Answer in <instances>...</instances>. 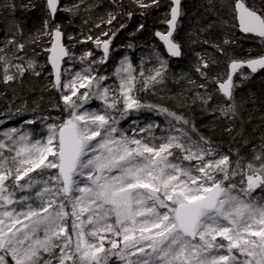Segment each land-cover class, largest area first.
I'll return each instance as SVG.
<instances>
[{"label":"snow or ice","instance_id":"6c2138e0","mask_svg":"<svg viewBox=\"0 0 264 264\" xmlns=\"http://www.w3.org/2000/svg\"><path fill=\"white\" fill-rule=\"evenodd\" d=\"M133 3L141 16L150 9H167L161 20L166 31L154 33L167 56L153 47L149 67L143 57L136 65L125 55L111 76L98 69L109 61L110 46L125 23L111 35L102 32L106 39L86 37L102 49L99 58L92 50L76 58L62 43L66 34L57 15L90 11L86 0L0 4L14 17L6 32H0V83L8 85L28 72L39 77L35 61L18 53L26 54L30 44L47 37L50 47L44 51L50 53L53 76L49 88L60 94L47 114L36 102L14 110L10 104L0 112V126L18 120V126L0 127V264H110L113 258L118 264H264V134L259 146L243 135L241 109L247 101L238 103L235 95L245 81L264 72V0H201L203 12L186 34L189 46L207 45L229 55L225 46L237 42L234 33L223 32L220 43L212 38L217 21L228 23L226 13L241 33L262 42L244 58L230 56L226 79L209 75L210 67L219 64L215 55L206 48L195 53V71L205 83L190 77L188 82L206 91L195 93L193 103L199 101L206 114L227 121L223 132L240 145L227 152L200 133L190 118L140 99V93L165 84L169 58L184 55L180 26L188 13L183 0ZM35 9L42 12V22L32 30L26 16ZM18 10L23 15L16 18ZM121 14L109 12L102 23L112 25ZM126 15L131 20L134 13ZM209 16L216 21L204 23ZM145 27L140 23L136 31ZM67 39L73 47L80 42L71 34ZM76 59L79 69L71 63ZM213 83L220 99L210 104L215 93L207 89ZM176 99L181 105L188 101ZM94 101L98 108L91 107ZM146 112L163 117L162 122L149 120L141 126L133 119ZM122 120H131V135L120 127ZM36 124L39 132L31 127ZM249 145L250 159L241 153Z\"/></svg>","mask_w":264,"mask_h":264},{"label":"trees","instance_id":"16d2710c","mask_svg":"<svg viewBox=\"0 0 264 264\" xmlns=\"http://www.w3.org/2000/svg\"><path fill=\"white\" fill-rule=\"evenodd\" d=\"M18 2L19 0H17V3ZM39 2L42 3V0ZM62 2L70 5L74 0H62ZM200 2L201 0H183L185 9L188 13L184 16L180 26V37L184 38L182 39L184 55L180 57L178 61L169 59L170 72L165 84L158 86V88L152 92L140 93V99L147 103L164 105L176 111L178 114H183L190 118L195 123L200 133L211 137L215 145L219 146L222 151L227 152L229 147L233 149L240 147L239 144L233 143L231 137L223 132V128L227 126V121L223 118L214 119L213 116L206 114L199 101L193 103L192 98H194L195 93L199 92L203 94L206 91L204 88L193 87V85L188 82V78L190 77L192 80L196 81L197 84L205 83L195 71L194 65L197 63L195 53H202L206 48L209 53L215 55L219 59V64L210 67L208 70L209 75L214 77L220 74L226 79L230 56L235 53L238 55V58H244L248 51H258L262 42L253 40L249 37H241L237 33L236 28H231V24L235 22L225 13L223 19L228 21V23L221 24L217 21L212 29V38L215 42L220 43L223 39V32L230 31L234 33L237 42L233 45L225 46L227 47L229 55L221 56L207 45L200 46L197 44L189 46L186 40V34L187 31L191 29L195 20L199 18L200 13L203 12V9L198 7ZM248 2L250 4L254 2L259 3V0H248ZM161 3L166 4L167 0H161ZM86 4L90 6V11L81 10L74 16H70L68 13L61 11L57 15V23L62 25L63 31L66 34L64 36V44L66 45L73 42L67 40V34H75V40L81 42L76 43L78 45L73 49V54H76L78 49H84L92 50L95 55H98L101 49H97L92 41L86 40V37L91 35L93 37L106 39L107 37L102 36L101 33L107 31L109 35H111V32L119 28L120 23H125L127 27L117 33L110 46V53L112 54L111 61L115 63V66L127 55L136 65L140 64L141 58L143 57L148 63V66L151 67V62L148 61V57L152 48L156 47L163 53L161 47L155 42L153 35L156 31H163L164 29V24L161 23V20L167 11L166 8L162 7L159 10L150 9L146 16H141V9L133 3V0H86ZM129 11L134 13L131 20H129L126 15ZM109 12L122 13L118 15L117 21H114L112 25L102 23V20H107ZM41 13L40 9H35L27 14L26 20L29 29L35 30L40 27L42 20ZM22 15L23 13L18 10L15 17L19 18ZM13 18L14 17L8 10L3 9L0 11V32H6ZM212 21H216V17L209 16L207 20L203 22L208 23ZM140 23H144L146 27L142 31L137 32L136 28ZM97 24L100 25L99 28L96 27ZM53 27H55V25H53ZM130 33H135V35H129ZM25 35H27V33H25ZM17 38L20 39L19 37ZM0 39H3V36H0ZM48 40L49 38L45 37L44 42L41 44H30L26 52L28 58L31 59L35 57V60L40 62L43 66V73L39 77L28 72L25 73L22 79L10 82L8 85L0 83V111L6 112L10 104L13 106L14 110L16 106L25 103L30 107L34 106V102H36L41 105L44 114H47L50 106L58 103L56 90L49 88L51 80L46 65L47 52L44 51V48L49 46ZM130 43L134 45L133 48L127 47ZM102 67H104V65L100 66L98 71L101 70ZM207 91H213L215 93L214 100L210 101V104H215L220 99L216 91V84H210ZM235 95L238 103L247 101L241 109L244 118L243 135L255 141L256 145L259 146V137L264 134V72L254 75L250 80L245 81L241 87L235 90ZM178 96L188 98L187 104H179L176 99ZM55 113L57 112H52V114ZM144 117L148 121L156 120L157 122H162L163 120V117L147 112L144 113ZM236 124L237 127H239L240 121L237 120ZM6 125H8V127L18 126V120H9ZM125 125V120H122L120 127L126 129ZM193 138H197L195 134H193ZM241 153L250 159L251 145L241 148ZM110 264L115 263L111 260Z\"/></svg>","mask_w":264,"mask_h":264},{"label":"rangeland","instance_id":"374dc122","mask_svg":"<svg viewBox=\"0 0 264 264\" xmlns=\"http://www.w3.org/2000/svg\"><path fill=\"white\" fill-rule=\"evenodd\" d=\"M39 1H40V0H36L37 3H40ZM3 2H4V0L0 1V4H3ZM2 10H3V8H0V11H2ZM41 15H42V13H41ZM41 22H42V20H41ZM72 36L75 37V34H72ZM67 40H68V39H67ZM73 43H74V42H70V43L66 44V46L70 48V51H71L72 53H73V49L75 48V46L78 45V44L75 43V46L73 47V46H72ZM79 43H81V42H79ZM44 49H45V48H44ZM85 51H87V50H84V49L79 50V49H78L77 53L74 54V56H75L76 58H78V57H80ZM150 53H151V51H150ZM3 54H4V53H1V55H3ZM18 55H25V56H26V59H28V57H27V55H26L25 53H18ZM101 55H102V49H101V52L98 53V55H95V57H96V58H99ZM111 57H112V54L110 53L109 61L107 62L106 65H104V67H102L101 70H99V72H100L101 74H106V75L111 76V73H112V71H113L114 68H115V63L111 61ZM31 59H33V60L35 61V63H36V70H37V71H40L41 74H42V73H43V67H42V68L40 67V66H42L41 63L38 62V61H36V60H35V57H33V58H31ZM67 60H68V59H67ZM14 62H16V61H14ZM71 63L75 65L76 69H79V67H81V65L79 64V60H78V59L73 60ZM151 63H152V62H151ZM65 66H66L65 64L62 65V67H65ZM48 72H49V71H48ZM234 80H235V81H239V80H240L239 72H238L236 75H234ZM113 81H114V78H113V79H110V80L108 81V83H109V84H112ZM81 91H83V90H81ZM56 92H57V91H56ZM59 99H60V94L57 92V101H58V102H59ZM99 106H100V105H99V102H96V101L92 102V104H91V107H92V108H98ZM52 115H58V113H55V114H52ZM133 119H137V120L141 123V126H143V124L149 122V121L144 117V114L139 115V116H134ZM125 122H126L125 127H126V129L129 130L128 134L131 135L132 133H131L130 129H131L132 127H134V125H132L131 120H125ZM31 127H34V128L37 130V132H39V131L41 130V127H40L39 124H36V125H34V126H31ZM218 239H220V238H218ZM112 261H113L115 264H118V262L115 260V258H113Z\"/></svg>","mask_w":264,"mask_h":264},{"label":"water","instance_id":"95a60500","mask_svg":"<svg viewBox=\"0 0 264 264\" xmlns=\"http://www.w3.org/2000/svg\"><path fill=\"white\" fill-rule=\"evenodd\" d=\"M235 23L237 24L236 30H237V33H238L239 35H241V36H249V37H251L250 34H244V33H241V32L239 31V28H238V22L235 21ZM165 27H166V29H167V25H166V24H165ZM154 38H155V40H156V41L162 46V48H163V50H164V52H165V54H166V56H167V53H166V51H165V48H164L163 42L160 41L158 37H155V35H154ZM62 43H63V38H62ZM49 47H50V43H49ZM49 54H50V53H48V54H47V57H46V65H47V68H48V70H49V73H52L51 64L48 62V56H49ZM179 58H180V57H179ZM179 58H171V59H172V60H178ZM64 59L66 60L67 57H65ZM62 65H63V62H62ZM245 70H246V71H250V70H248V69H245ZM50 80H51V82H52V80H53V76H52V75H50ZM216 88H218V86H216Z\"/></svg>","mask_w":264,"mask_h":264},{"label":"bare ground","instance_id":"6f19581e","mask_svg":"<svg viewBox=\"0 0 264 264\" xmlns=\"http://www.w3.org/2000/svg\"><path fill=\"white\" fill-rule=\"evenodd\" d=\"M235 22V21H234ZM164 26V29H163V31H166V27H165V24L163 25ZM162 31V32H163ZM241 36V35H240ZM241 37H249V36H241ZM153 38H154V35H153ZM249 38H251V39H253V40H256V41H259V39L258 38H254V37H249ZM154 40H155V38H154ZM155 42L161 47V49H162V51H163V54L166 56V54H165V52H164V50H163V48H162V46L155 40ZM63 43H64V37H63ZM49 47V46H48ZM47 54H48V52H47ZM47 57V56H46ZM170 60H172L171 58H169ZM180 59V58H179ZM178 59V60H179ZM178 60H172V61H178ZM49 71V70H48ZM228 71H229V69H228ZM243 71H245V72H247L245 69L243 70ZM239 72V71H238ZM49 76H50V73H49ZM217 86V85H216ZM217 89V88H216ZM217 93L219 94V92L217 91ZM219 96H220V94H219ZM0 112H3V111H0ZM1 118V117H0ZM0 127H8V125H3V126H0Z\"/></svg>","mask_w":264,"mask_h":264}]
</instances>
